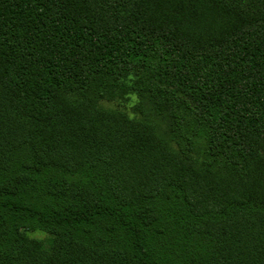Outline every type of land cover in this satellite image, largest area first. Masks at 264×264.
Here are the masks:
<instances>
[{"label": "trees", "instance_id": "16d2710c", "mask_svg": "<svg viewBox=\"0 0 264 264\" xmlns=\"http://www.w3.org/2000/svg\"><path fill=\"white\" fill-rule=\"evenodd\" d=\"M0 264H264V0H0Z\"/></svg>", "mask_w": 264, "mask_h": 264}, {"label": "rangeland", "instance_id": "374dc122", "mask_svg": "<svg viewBox=\"0 0 264 264\" xmlns=\"http://www.w3.org/2000/svg\"><path fill=\"white\" fill-rule=\"evenodd\" d=\"M110 105L109 107H111ZM29 238L40 240L44 243L45 247H48L49 240L51 239V235L44 231H28Z\"/></svg>", "mask_w": 264, "mask_h": 264}]
</instances>
